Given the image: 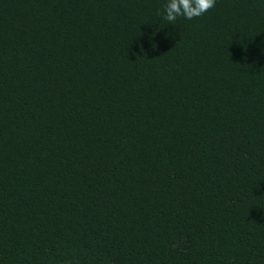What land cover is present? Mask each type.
<instances>
[{
	"label": "trees",
	"instance_id": "trees-1",
	"mask_svg": "<svg viewBox=\"0 0 264 264\" xmlns=\"http://www.w3.org/2000/svg\"><path fill=\"white\" fill-rule=\"evenodd\" d=\"M0 0V264H264V0Z\"/></svg>",
	"mask_w": 264,
	"mask_h": 264
},
{
	"label": "clouds",
	"instance_id": "clouds-1",
	"mask_svg": "<svg viewBox=\"0 0 264 264\" xmlns=\"http://www.w3.org/2000/svg\"><path fill=\"white\" fill-rule=\"evenodd\" d=\"M215 6V0H167L163 8V16L169 22L178 17L193 19L203 15Z\"/></svg>",
	"mask_w": 264,
	"mask_h": 264
}]
</instances>
